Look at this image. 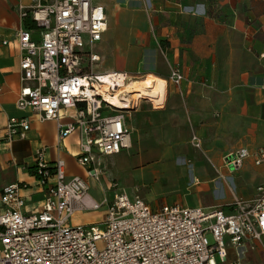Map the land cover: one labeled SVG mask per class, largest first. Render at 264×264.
Wrapping results in <instances>:
<instances>
[{
  "label": "crops",
  "instance_id": "obj_1",
  "mask_svg": "<svg viewBox=\"0 0 264 264\" xmlns=\"http://www.w3.org/2000/svg\"><path fill=\"white\" fill-rule=\"evenodd\" d=\"M35 2L0 0V209L4 187L19 183L28 213L46 197L35 171L40 150L50 164L62 159L68 178L91 179L76 158L80 132L59 147L57 123L17 104L16 34ZM104 5L106 30L94 45L101 65L97 72L161 80L165 91L163 105L146 97L142 101L152 109L142 108L141 101L127 115L130 135L122 150L133 178L151 189L142 193L138 186L126 193H140L154 208L178 203L230 211L236 199H255L264 187V163L253 156L264 148V0H105ZM172 69L185 77L180 86L170 79ZM63 114L64 122L73 119L71 110ZM19 118L28 119L30 128L8 141L5 126ZM241 148L252 156L231 170L225 158ZM96 154L107 170L103 155ZM102 178L108 182L106 172ZM229 258L235 259L232 250ZM242 263L264 264V237L255 249L247 243Z\"/></svg>",
  "mask_w": 264,
  "mask_h": 264
},
{
  "label": "built area",
  "instance_id": "obj_2",
  "mask_svg": "<svg viewBox=\"0 0 264 264\" xmlns=\"http://www.w3.org/2000/svg\"><path fill=\"white\" fill-rule=\"evenodd\" d=\"M104 2L36 0L23 17L30 14L37 28L24 27L16 34L21 81L18 106L37 111L42 120L55 121L59 147L79 131L77 162L96 182L104 174L96 152L112 155L127 147V115L144 98L159 106L149 96H134L137 80L128 73L93 70L99 60L94 45L106 30ZM170 79L180 86L185 77L172 69ZM68 110L73 119L64 122L63 111ZM29 128L28 119H11L5 138L24 137ZM192 141L200 146L196 136ZM43 155L44 150L37 153L35 171L46 197L36 212L24 210L26 199L19 183L3 189L0 264H243L247 243L251 249L263 245L262 186L255 199H236L230 211L178 203L154 208L139 195L126 192L97 199L85 178L67 177L62 159L50 164ZM250 156L248 149L241 148L229 154L225 164L236 171ZM253 156L257 164L264 163V148ZM103 210L97 223L72 224L77 213ZM230 250L234 260H229Z\"/></svg>",
  "mask_w": 264,
  "mask_h": 264
},
{
  "label": "rangeland",
  "instance_id": "obj_3",
  "mask_svg": "<svg viewBox=\"0 0 264 264\" xmlns=\"http://www.w3.org/2000/svg\"><path fill=\"white\" fill-rule=\"evenodd\" d=\"M94 50L96 51L95 48ZM93 70L95 71L101 70V65L99 64V62L93 66ZM142 103H143L142 108H146V109L153 108L150 102L142 101ZM101 161L107 167L106 170L104 166V174L106 172L108 182L106 181L105 178L104 179L102 178L101 182H96L93 179L88 180L90 186V192L95 198L102 199L103 195H106L109 199H112L115 195L120 194L122 192H126L127 189L132 187L135 190L136 188H139L138 186H141L142 189L139 190L142 191V193L148 192V190L150 191L151 187H149L148 184L142 185L141 181L135 180L131 175V171L128 168L129 163H127V156L125 154V150H122L120 153L117 154L103 155ZM115 183L117 184V187H113V184ZM137 195L143 198L140 195V193ZM103 214H104V210L95 211V212H80L73 217L72 224L83 225L89 223H97L102 219ZM208 236L210 241L212 242L211 235Z\"/></svg>",
  "mask_w": 264,
  "mask_h": 264
},
{
  "label": "bare ground",
  "instance_id": "obj_4",
  "mask_svg": "<svg viewBox=\"0 0 264 264\" xmlns=\"http://www.w3.org/2000/svg\"><path fill=\"white\" fill-rule=\"evenodd\" d=\"M154 81L157 82V79L150 80V78H147L143 81V83L137 81L133 86L134 87L133 92H135L134 96L135 97L149 96L157 105L162 104L164 101L163 95L165 93L164 83L161 80H158L157 83H155Z\"/></svg>",
  "mask_w": 264,
  "mask_h": 264
},
{
  "label": "trees",
  "instance_id": "obj_5",
  "mask_svg": "<svg viewBox=\"0 0 264 264\" xmlns=\"http://www.w3.org/2000/svg\"><path fill=\"white\" fill-rule=\"evenodd\" d=\"M24 27L27 29H35L36 24L33 21L32 17L30 16V14H27L26 16H24Z\"/></svg>",
  "mask_w": 264,
  "mask_h": 264
}]
</instances>
